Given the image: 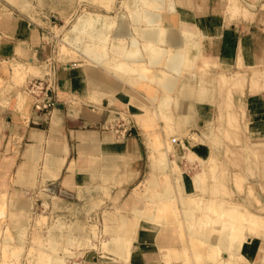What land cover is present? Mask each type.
<instances>
[{
  "label": "rangeland",
  "instance_id": "rangeland-1",
  "mask_svg": "<svg viewBox=\"0 0 264 264\" xmlns=\"http://www.w3.org/2000/svg\"><path fill=\"white\" fill-rule=\"evenodd\" d=\"M147 1L32 0L28 11L20 9L27 14H31L33 20L41 26L44 37L43 52L33 61H28L25 64L0 59V108H12L17 105V108L27 115L29 110L34 108V97L31 92L30 81L35 78L44 79V85L50 86V95L58 102H63L61 96L67 90L63 85V76L66 70L69 71L68 69L72 68L75 75L81 74L82 77H86L87 85L84 86L78 81L75 82L76 87L69 94L67 100L74 103L84 100L90 104V108L101 106L102 109H105V120L101 123L103 125L110 128L120 127V130L131 127V132H140L142 140L145 141V157L137 163L143 167V173L138 176H136V169H131L130 163L123 162L118 166L115 165L114 177L106 178V181H103L104 179L100 177L89 185L85 184L84 187H79V191H71L70 193L62 192L58 188L51 189L47 185L45 186L46 193L43 191L44 187H38L34 191L24 190L19 192L12 185L13 179L10 181V179L0 175V194L3 197L2 199L0 196V203L2 202L0 204V210L2 211H0L2 213H0V264H49L50 259L47 257L49 254H46V250L51 249L49 240L51 231H55L59 241L54 252L64 255L66 264H79L83 257L93 254H95V260H98L97 258L105 260L112 258L115 261L116 256L114 253L104 247L105 244H110L115 236L112 228L114 223L111 220H106V217L109 211H117V214H132L131 205L128 202L136 191H142L145 194L148 191L147 194L154 195L158 193L160 195L158 201L144 199L143 203L146 213H148L141 216V221L150 222L149 217L155 214L158 218L154 220V223L159 224L166 214L175 212L176 224L180 223L179 233L180 240H182L183 255L174 260L181 261L183 264H190L192 257L190 253L191 240L187 241L188 236L184 232L180 203L183 194L179 190L181 186L186 184V180H190L193 185L194 197L199 198L209 196L211 193L212 195L215 194L222 198L227 206L237 204L241 213L249 216L239 223V226L242 227H239L240 229L236 231L237 240L240 241L245 233H250L248 224L251 223L250 219L255 221L256 225L253 234L264 239V141L255 139L250 134L244 104L245 96L264 93V87L253 90L252 81L249 80L248 76L238 83L228 81V78L232 75L230 74L231 70L233 72L237 69V66H235L234 69L226 70L224 77L226 85L225 89L222 90L218 83L224 78L219 75V67L204 61L207 65L203 63L196 70L184 69L180 79L181 83L189 82L192 84H197L202 79L212 81V97L210 95L203 106L207 109L206 113H202V108L196 100H191V104L193 103L191 110L193 117L186 121L188 115L179 110L176 103L170 105L171 107L163 106L160 103H158L159 106L155 105L156 107H153L148 100L144 102L145 105L136 104L134 101L136 94L132 91H127L129 95L123 99V101H130L131 99L132 104L130 106L119 102L122 101L119 97L120 93L129 90L125 89L129 83L135 87L139 86L138 82L135 81L139 76L136 79L131 78L133 77L132 73L123 74L122 76L121 68L117 67L116 71L114 66L119 65V63L115 64V62L122 60V67V63L135 59L137 55H142L145 60L150 59L151 50H149L147 43L143 41L140 32L157 25L144 15L158 9L155 4L147 3ZM255 1L251 0L245 3V0H228L229 19H248L250 16H241L236 11L232 12L233 5L248 11L247 15L254 14L252 9L256 5L254 4ZM0 5L9 6L10 4L7 0H0ZM91 13L97 18V24H94L95 26L91 24V27L94 26L92 29L89 24L81 23V20ZM170 13L177 15V11ZM172 14L167 15V18L162 20L161 23L172 27L170 23ZM137 15L142 16L139 22L134 20ZM102 21H106V23L104 24ZM121 22L122 24L127 23L128 36L124 37L119 34L122 29ZM76 24L81 26L75 28ZM108 26H111V28ZM86 27L88 31L85 30ZM97 28L102 29L105 36H107V42L104 41V43L106 42L105 47H102L104 44L102 40L98 42L97 37L90 36L92 30ZM200 35L197 30L196 37L199 40H201ZM78 37L81 38L77 42ZM94 42L95 45H93ZM96 43H99V47ZM162 43H160L161 46L169 47L165 45L166 43ZM2 44L1 40L0 46ZM117 48L126 49L129 60L118 54ZM137 49H139V52H137ZM174 49L176 48L169 47L170 52ZM158 52L161 53V51ZM93 53L96 54L93 55ZM101 54H103V59ZM99 60H101V63L98 62ZM110 63L114 65L112 66ZM105 65L106 68H104ZM162 68L165 69L166 67H151L148 70L146 69V72L152 77L159 75V70ZM100 72L105 74H103L106 77L105 79H103ZM97 74L100 75L99 78ZM109 74L115 77L117 75L120 82L117 81L116 84V78L111 77ZM125 75L127 76L125 77ZM15 77L18 79L16 80ZM110 77L114 79L113 82L108 80ZM122 77L125 78V82L128 77L135 82L128 79L127 85L126 83L122 84ZM100 79H102L101 82H98ZM215 80H217V83ZM258 81L260 82V80H257L255 84ZM106 82L109 84L108 90L104 87L107 85ZM121 85L123 86L121 87ZM214 85L216 89L212 91ZM85 88L89 94L83 91ZM119 89H121V92ZM78 95H85V98H79ZM182 120L186 121V124L181 125ZM183 130H186V132L184 133ZM204 132H208L209 135L206 136ZM155 142L159 143V149L152 152L150 146ZM191 142H201L206 148V154L202 156V154L199 155L196 151H192L189 147ZM164 144L168 147V151L164 149ZM121 164L126 166L125 170L122 169ZM184 173L187 177L183 176ZM199 176L201 178H198ZM121 178H124V180L120 182ZM150 178H155L157 184L151 183ZM125 183H127V186L117 188V192H113L114 188ZM168 188H170V192L165 194ZM207 191L210 192L207 194ZM27 197L31 202V208L25 214L24 210H17L15 205ZM194 204L199 207L197 215L201 211L205 212V210H202L203 202H195ZM209 214L216 216L213 211H210ZM204 219L201 217L198 221L203 222ZM228 219L233 221L231 215L228 216ZM22 220H25L26 223H23ZM21 224L26 225L22 226ZM75 224L79 227L76 231L77 235L74 236L73 241L68 242L65 235L68 231H71L70 227H76ZM217 225L220 226L221 224L217 223ZM135 229L134 226L132 234L135 233ZM242 246L241 243L239 250H242ZM68 250H70L69 253L73 254L65 255ZM260 253L263 254L264 249ZM220 255L224 256V254ZM243 255L246 256L244 252ZM45 256L49 260L48 263ZM239 260L241 262L245 261L244 257H239ZM207 261L209 264H215V252L210 253ZM258 262L260 261L255 263Z\"/></svg>",
  "mask_w": 264,
  "mask_h": 264
},
{
  "label": "crops",
  "instance_id": "crops-1",
  "mask_svg": "<svg viewBox=\"0 0 264 264\" xmlns=\"http://www.w3.org/2000/svg\"><path fill=\"white\" fill-rule=\"evenodd\" d=\"M169 1L148 0L147 3L155 4L158 10L147 13L166 19L167 15L172 14L168 8ZM250 1L245 0V3ZM31 2L26 0V8L10 1L9 6L0 5L1 60L25 64L43 52L41 26L31 14L23 12L29 10ZM175 2L179 23L183 22L201 34L200 59L217 61L220 69L228 71L237 66L240 57L248 65H264V0L254 2L253 18L237 20L229 19L228 0ZM68 70L63 76V85L67 89L61 96L64 101L51 111L39 112L32 108L25 115L17 105L0 108V175L10 181L13 179L12 185L19 192L44 187L46 193V185L62 192L79 191V187H84L89 178L86 169L92 160L100 161L105 169L113 172L115 165L130 163L131 169H136V176L143 173V167L137 164L145 157V141L141 133L128 132L118 138L112 127L101 124L105 120V109L101 106L90 108V104L84 100L69 102L67 99L76 87L75 82L85 86L87 79L81 74L75 75L72 68ZM83 91L89 94L86 88ZM78 97L85 98V95ZM119 102L128 106L132 104L131 99ZM244 104L250 134L264 141V93L248 94L244 97ZM201 111L206 113V107H202ZM50 152L61 162L57 170L47 168V155ZM24 166H29L32 174L36 175L35 181L31 175L32 186L22 184L21 170ZM121 166L125 170L126 166ZM98 178L100 176L97 175L91 177L93 181ZM122 180L124 178L120 182ZM124 186L127 183L114 188L113 192ZM262 241L259 236L250 237L242 246L243 252L255 260ZM179 242L180 233L176 225L157 227L142 220L130 262L114 261L112 258L95 260L93 254L83 257L79 264H183L167 256V247Z\"/></svg>",
  "mask_w": 264,
  "mask_h": 264
},
{
  "label": "bare ground",
  "instance_id": "bare-ground-1",
  "mask_svg": "<svg viewBox=\"0 0 264 264\" xmlns=\"http://www.w3.org/2000/svg\"><path fill=\"white\" fill-rule=\"evenodd\" d=\"M8 1H10L11 3H14V4L17 3L22 8L27 7L26 0H8ZM168 5H169L168 8H169L170 12L177 11V6H176L177 4H175V0H170ZM233 7H234V9L232 10V12L236 11L241 16L242 15L243 16H250L251 18H253V16H254V14H252L251 12H250L251 14L247 15L248 11H246L242 8L240 9L236 5H233ZM172 15H171V19H170V23H171L172 27H168V26L163 25L161 23L163 20L161 16L156 15V14H150V15L148 13L145 14L144 15L145 17H149L150 18L149 20H151V21L153 20L157 24V25L153 26L152 28L142 30L140 32L143 41L145 43H147L149 50H151L150 59L145 60L142 55H140V56L137 55L135 57V59L133 58L132 60H129V56H127V50L123 49V48H117L118 54L122 55L125 59L129 60V62L126 61L127 64H125L126 62L124 59L125 63H122L123 66L121 67V61L122 60L121 61L119 60L120 62L115 60L116 61L115 64L118 62L120 66L118 64H116V66H114V67H116V71H117V67L119 69L121 68L120 72H121L122 76H123V74L128 75L131 73L133 74V77H131V78L136 79V77L139 76L138 79L135 80L136 82H138V85H139L137 87H135L134 85H130L129 82H128L129 85H127V81H129L128 79H130L131 82L133 79L128 77V78H126L127 80L125 82V80H124L125 78L122 77L123 78L122 84L126 83L127 88L125 86L124 87H125V89H129V90H126V92L124 90H123L124 92H121V89H119L121 92V93L119 92L120 93L119 97L122 101H123V99L128 97L129 93H127V91H129V92L132 91L133 93L136 94V96L134 98V101L136 104L143 105L144 102L148 100V101H150V103L153 107H156L155 105L159 106L160 104H163V106L165 105V106L169 107L173 103H176L177 104L176 106H178L179 110H182L183 112H185L188 115V117L185 120L189 121L191 119V117H193L191 114V110L193 108V103L191 104V100H193V101L196 100L200 104V107L202 108L206 104V101L210 97V95L212 97V93H211L212 81L209 79L208 80L202 79L197 84H192L189 82H182L181 83L180 76L184 72V69L189 68L190 70L191 69L196 70L203 63H204V65H207L204 62L207 60H201L199 58V56H200L199 55L200 40L196 37L197 30L190 27L187 24H184L183 22L179 23V18H177V15H175V14L173 16ZM85 17H86L85 19L81 20L82 24H89L90 27H91V24L92 25L97 24V18L94 17V15L92 13L85 16ZM141 18H142V16L137 15L134 20H137L139 22V21H141ZM103 23L105 24L106 21H104ZM121 24H122V22H121ZM79 25L80 24H76L75 28L78 27ZM106 25H108V24H106ZM110 25H112V24H110ZM114 25H115V22H114ZM118 26H120V25H118ZM87 27L85 28V30L87 29ZM93 27H91V29ZM109 28H111V26ZM127 29H128L127 23L124 22V24H122V29L119 31V34L123 35L124 37L126 35L128 36ZM87 31H88V29H87ZM91 34L92 35H90V34L89 35L92 37L94 36L93 38L97 37V39H98L97 41L99 42V40L100 41L102 40L103 43L107 37V36H105L103 30L99 29V28L92 30ZM106 35H108V34L106 33ZM92 37H90V38H92ZM79 38H81V37H78V39L76 40L77 42L79 41ZM118 38H119V35H118ZM95 42H94V44L93 43L92 44L95 45ZM106 42H107V40H106ZM162 42H165L166 44L162 43ZM105 43L103 44V46L102 45L101 46L105 47L104 46ZM160 43L168 45L171 48L175 47L176 49H174L172 52H170L169 47H166V46L163 47L160 45ZM98 44L96 43L97 46H98ZM85 46H86V43H85ZM97 46H93V47H97ZM82 47H83V45H82ZM90 49H91V47H90ZM143 49H144V47H143ZM82 50H81V52H82ZM158 51H161V53H159ZM92 52H93V49H92ZM137 52H139V49H137ZM94 54H96V53H93V55ZM102 55L103 54H101V58H102ZM123 57H121V59H123ZM237 58H239V57H237ZM93 59H95V58H93ZM109 59H107V60H109ZM118 59H119V57H118ZM101 60H99L98 62L101 63ZM108 62H110V60ZM108 62H107V64H108ZM208 62H209V64H214V65H217L219 67V64H218L219 62H217V61H208ZM112 63H113V61H112ZM111 65L113 66L114 64H111ZM160 66H165L167 69L166 68L160 69L159 75H156V76L151 77L147 74L146 71L148 70V68H151V67L159 68ZM104 68H106V65ZM245 68H246V70H245ZM113 69H115V68H113ZM219 69H220V67H219ZM101 70H102V68H101ZM101 70L99 69V71H101ZM111 70H112V68H111ZM15 73H17V72H15ZM100 74H101V72H100ZM103 74L104 73H102L101 75H102L103 79H105L106 78L104 76L105 74L104 75ZM107 74H108V72H107ZM118 74H120V73L118 72ZM230 74H232V75L228 78V81H230L232 83H238L240 81H243L248 76L249 80L252 81L253 90L258 89L259 87H264V66L246 65V63H244V61L241 57L237 61V69L233 72L231 70ZM127 75H125V77ZM219 75L224 78L226 75V70L220 69ZM99 76L100 75H98L97 77L99 78ZM110 76L112 77L113 75L111 74ZM111 77L108 80L109 81L112 80V82H113L114 79H111ZM113 78L117 79V75H116V77L113 76ZM17 79L18 78H16V80ZM116 79H115V83L117 81H119L118 79L117 80ZM119 79L121 80V78H119ZM101 80L102 79H100V81H98V80L97 81L101 82ZM223 80H224V82H223ZM257 80H260V82L258 81L257 84H255ZM109 81H107V82L109 83ZM135 81L133 80V82H135ZM107 82H106V84H107ZM215 82L217 83V80H215ZM218 84L222 90L225 89V85H226L225 78L221 79V81ZM108 85L109 84L104 86V87H106L105 88L106 90H108L107 88H109ZM215 85L213 86L212 91H214L216 89L217 85L216 86ZM112 86H113V83H112ZM112 86H111V88H112ZM122 86L123 85H121V87ZM121 87H119V88H121ZM122 89H124V88H122ZM148 96H150L152 99ZM119 97H118V99H119ZM152 100L153 101L158 100V101H156L157 104L155 101L153 102ZM23 101H24V99H23ZM158 103H160V104H158ZM186 121L182 120L183 123H181V125L186 124ZM183 132L185 133L186 130H183ZM204 133L206 136L209 135L208 132H204ZM7 135H8V133H7ZM164 146H165V144H164ZM180 146H181V144H180ZM102 147H103V145H102ZM189 147L192 151L193 150H194V152L196 151L199 155L202 154V156H203L206 154V148L203 144H201V142H191V145H189ZM150 148L152 149V152H155L156 150L159 149V143H157V142L152 143ZM164 149L166 151H168L167 146H165ZM53 154H55V153H53ZM47 157L48 158L46 161V165H47L48 169L57 170L60 168L61 162L56 155H52V153L50 152V154H48ZM107 159H112V158L107 157ZM75 166H76V164H75ZM86 171H87L86 175H88V177H89L85 182V184H87V185L93 183V179H91V177L94 175L100 176L104 179L103 181H106L105 179L112 177L113 173H114L113 171H110V169L109 170L105 169L104 166H102V163L100 161L94 162V160H92L91 165L86 169ZM21 172H22L21 173L22 174L21 175L22 184L26 185L27 187L30 185L32 186L33 183L31 182V175L34 176V181L36 179V177H35L36 175L32 174V171L30 170L29 166L22 167ZM183 176L187 177V175L185 173L183 174ZM198 178H201V176H199ZM150 182L157 184V180L155 178H150ZM100 188H101V186H100ZM110 188H111V186H110ZM179 190L182 191V194H183L182 198L180 200V203L182 206V209H181L182 218L181 219L183 220L182 222L184 225V232L188 236L187 241L191 240L190 241V253L192 254V257H191V263L190 264H209V262L207 261V257L210 255L211 252H215V259H216L215 264H264V253L263 254L260 253L264 249V244H262V243H264L263 242L264 239H262L263 240L261 243L262 245H260L261 251L258 253V256L255 260L250 259L248 256H244L242 250L241 249L239 250V246L241 243L244 244V242L246 240H248L250 237L255 236L253 233L256 230V225H255V221L250 219L249 221L251 223H248L249 228H250V233H248V234L245 233L240 241L236 239V236H235L236 231L240 229L239 227H242V226H239V223L245 217H249V216H245V214L241 213L240 208L238 207L237 204L232 205V206H227V204L224 202V200L222 198H219V196H216L215 194L212 195V193L209 194V196H203V197H199V198L194 197L193 185L191 184L190 180H186V184L184 186H181ZM169 192H170V188H168L166 190L165 194H167ZM209 192L210 191H207L206 193L208 194ZM147 193H148V191H147ZM147 193L145 194V192L143 193L142 191H136L134 193V196L128 202L131 205L132 214H129V215L123 214V213L117 214V211H111V212L109 211L110 214L108 213V216L106 217L107 218L106 220H111L114 223L112 228H113V232L115 233V236L113 237L112 242L110 244H105L104 247H105V249L107 248V250L109 249V250H111L110 252L114 253L117 261L128 262L130 260L132 250L134 248L135 242L137 241L138 231H139V228L141 226V219L140 218H141V216L146 215L148 213V212L146 213V209H145V206L143 203L144 199L146 198V199H149L152 201H158L160 198V195L158 193H155L154 195H151V193L150 194H147ZM3 195H4V193H3ZM0 196L2 197L1 194H0ZM2 199H3V197H2ZM4 200H6V199H4ZM1 201H3V200H1ZM195 202H198V203L203 202L204 205H203L202 210H205V212L201 211L199 213V215H197V211H198L199 207L194 204ZM16 205H15L16 209L17 210H24L25 214L28 213L27 211H29V209L31 208V202H30L28 197L26 199L22 200L21 202H17ZM210 211H213L216 216H214V215L211 216L210 214L208 215V213ZM229 215H231L233 217V221H229V219H228ZM201 217L205 218L203 222L198 221L199 219H201ZM157 218L158 217L155 216V214L152 215V217H149V221H150L149 223H152V224L156 225L157 227H160V226L168 227V226L176 225L180 230V223L176 224L177 222H176L175 212L170 213L168 215L166 214V216L163 217V221H161V223H159V224L154 223V220H157ZM215 218H217V219L215 220ZM212 219L215 221H213ZM22 221H23V223H26L25 220H22ZM197 221L199 222L198 224H197ZM217 223L221 224V225L219 226V225H217ZM21 225L24 226L26 224H21ZM134 226L136 229H135V233L132 234L131 232L133 231L132 229L134 228ZM56 228H58V227L56 226ZM70 228H71V231L70 232L68 231V233H66L67 235H65L67 237L68 242L71 240L73 241V239L75 238L74 236L77 235L76 231L78 230L79 227H77V225H76V227L73 226ZM22 240L24 241L23 238H22ZM49 240H50L51 249L46 250V254L47 255L49 254V256H47V257H49L50 262L47 259V257L45 256L47 259V263L49 262V264H66L67 262L65 263V256L56 254V252H54V251H56L55 249L57 246V242H59L57 234L55 233V231L50 232ZM108 241H107V243H108ZM237 241H238V243H237ZM191 242H192V244H191ZM104 243H106V242H104ZM181 243H182V240H180V242L177 243L176 245H171V246L167 247V256L170 259H177L183 255V248L181 246ZM72 244H74V243L72 242ZM214 249H216V250L213 251ZM230 251H232V252L230 253ZM69 252H70V250H68L65 255L73 254V253H69ZM71 252H72V250H71ZM220 254H224V256H221ZM260 254H261V256H259ZM239 257H241V258L244 257L245 261L241 262L239 260ZM257 261H260V262L255 263ZM44 264H46V263H44Z\"/></svg>",
  "mask_w": 264,
  "mask_h": 264
},
{
  "label": "built area",
  "instance_id": "built-area-1",
  "mask_svg": "<svg viewBox=\"0 0 264 264\" xmlns=\"http://www.w3.org/2000/svg\"><path fill=\"white\" fill-rule=\"evenodd\" d=\"M30 86L34 97V109L36 111L49 112L59 105L57 99H54L50 95V86L44 85V79L35 78L30 81ZM119 128H113L118 138L124 137L126 133L131 132V127L125 128L124 130H120Z\"/></svg>",
  "mask_w": 264,
  "mask_h": 264
}]
</instances>
